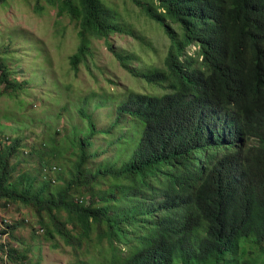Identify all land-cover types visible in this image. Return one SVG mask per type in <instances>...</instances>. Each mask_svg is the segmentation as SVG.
Here are the masks:
<instances>
[{"label": "trees", "instance_id": "trees-1", "mask_svg": "<svg viewBox=\"0 0 264 264\" xmlns=\"http://www.w3.org/2000/svg\"><path fill=\"white\" fill-rule=\"evenodd\" d=\"M130 1L164 28L161 67L135 73L132 57L114 51L108 38L123 31L102 0H57L54 7L78 29L72 71L90 56V40H103L123 69L157 88L129 93L117 108L137 124L132 140L119 137L116 160L89 173L95 127L81 113L90 136L75 140L77 158L68 176L59 168L55 189L29 173L12 181L22 143L0 141V207L29 208L39 224L29 233L58 236L73 250V264H257L238 254L241 240L264 252V0ZM10 73L0 58L2 92L16 94L21 86ZM7 228L0 230V264H40L28 248L12 246L15 227ZM40 243H32L38 254Z\"/></svg>", "mask_w": 264, "mask_h": 264}, {"label": "rangeland", "instance_id": "rangeland-1", "mask_svg": "<svg viewBox=\"0 0 264 264\" xmlns=\"http://www.w3.org/2000/svg\"><path fill=\"white\" fill-rule=\"evenodd\" d=\"M102 1L116 13L123 31L108 38L114 51L132 57L129 67L135 73L152 66L161 67L169 46L162 25L150 20L130 0ZM56 2L6 0L0 3V58L11 71L12 81L21 86L16 94L2 92L0 86V141L5 139L10 143L16 138L22 143L12 160L15 165L12 181L29 173L50 189L61 183L57 176L61 173L60 167L68 176L66 168L77 158L75 140L90 136L88 123L79 115V110L90 117L95 127L86 164L87 171L95 173L116 160L113 150H120L118 138L132 140L138 130L129 116L117 112L124 97L129 93H157L154 85L123 69L103 40H90V56L77 64L76 72L72 71L69 58L79 45L78 29L69 16L56 15ZM172 28L177 30L174 25ZM195 49L192 47L189 53ZM44 151L46 164L52 168L50 172L39 159ZM45 177L52 182L44 180ZM105 183L100 184L102 191ZM1 207V217L10 222L11 228L15 227L10 241L17 250L28 248L31 257L34 256L32 261L39 259L40 264L74 263L73 250L58 236L54 240L43 236L33 238L29 227L39 224L29 208L19 203ZM37 241H41L40 254L32 244ZM258 248L252 241H240V255L250 254L261 264L264 252L259 253Z\"/></svg>", "mask_w": 264, "mask_h": 264}, {"label": "clouds", "instance_id": "clouds-1", "mask_svg": "<svg viewBox=\"0 0 264 264\" xmlns=\"http://www.w3.org/2000/svg\"><path fill=\"white\" fill-rule=\"evenodd\" d=\"M192 47H195V46H192ZM191 47V48H192ZM191 48H189L188 50H187V53H188V55H192L196 50H197V47H196V49L193 51V53H189V50L191 49ZM142 80V79H141ZM144 81V80H143ZM145 82V81H144ZM78 113H79V115L82 117V115H81V113H82V111H78ZM88 116V115H87ZM89 117V116H88ZM83 118V117H82ZM87 122V121H86ZM114 123H115V125L117 124V122L116 121H114ZM10 225V222L7 220V219H4L3 217H1V213H0V230H3V231H7V227ZM11 226V225H10ZM4 235H6V234H4ZM4 235H1L0 236V238L2 237V238H4L5 236ZM246 241V240H245ZM238 255H240V248H239V254Z\"/></svg>", "mask_w": 264, "mask_h": 264}]
</instances>
